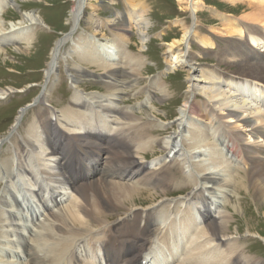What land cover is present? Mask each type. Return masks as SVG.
<instances>
[{"label":"bare ground","instance_id":"bare-ground-1","mask_svg":"<svg viewBox=\"0 0 264 264\" xmlns=\"http://www.w3.org/2000/svg\"><path fill=\"white\" fill-rule=\"evenodd\" d=\"M10 1L12 0H0V46L4 44L17 45L15 48L16 53L19 55H29L35 46L34 41L36 38L34 37L36 35L31 37V35H28V32L33 29L37 30L40 26L46 27V20H43L42 17L35 13L23 15L18 24L13 26L11 30L10 27H7L8 25L6 26L4 20H1L4 17L6 7ZM90 1L76 0L75 7L69 19L73 24V30L80 27V23L85 19V8L88 5L91 6ZM240 1L247 3L244 2L246 5H239ZM226 2L231 8L238 9L240 6H246L248 10L245 13L242 12L243 21H245V24L247 23V30L242 26V22L241 24L231 23L234 22L233 17L230 19V16L227 14L217 13L218 18L222 22V28L218 31H221L230 41H236L234 38L236 36H238L239 40L243 41L238 44L236 43L237 45L233 49L229 48L222 52L226 58L233 53V56L229 57L234 63L235 68H237L234 73H231L233 75L223 73L218 69L212 70L206 66L195 67L194 56L190 51L192 43L194 41L199 42L200 46L205 50H212L216 46L210 37L200 36L197 29L196 14L205 6L203 0H193L191 4L188 2L193 13V25L187 28L184 27L182 36L174 39L167 46L165 53L167 71L164 74L166 75L167 72L175 74L179 69L184 70L188 78V90L184 104L177 116V121L180 122L177 124L178 131L170 134L168 143L165 147H161L162 153L170 151V154L173 152L176 156L180 153L179 157H183L184 155L181 154L182 149L177 150L180 148L179 140H181L182 144H186V140L184 141V139L187 133H189L192 139L188 140V152L191 151L190 153L194 156L192 159H199L197 162L193 160L195 164L192 167L198 171L199 175H202L199 177L200 180L198 181L197 178L195 180L192 176H182L180 183L177 181L175 183L167 171L163 173L169 169V166L166 164H161L159 170L157 169V171L151 174H145L143 177L135 180L134 178L140 176L142 171L147 168L142 163V160H147L149 154L146 152L145 145L141 147V142L148 134L165 135L169 131L168 128L152 129L148 127L152 126L151 123L154 121V118H162L156 115L155 112L151 114L146 113L148 110H145L142 111L144 112V116L139 119L141 123H134L135 120L132 119L133 114L128 111L120 113L119 109H116L114 106H108L109 104L104 105L100 101H90L88 103L85 99L81 98L78 101V105L72 106L67 110V118H73L79 122L78 124L73 122L75 127L74 129L72 128L73 126L71 127L73 132H75L74 130L84 131L86 129V126L80 128L81 125H84L83 121L85 120V116L80 109H85L88 106L94 107L95 109L99 108L106 115L113 117L119 115V118L117 117L115 120V125L120 128L117 129L115 134H110V138L105 135V138L99 143L93 136H90L91 131L89 130H85L83 135H79L80 132H78L70 136L58 132L52 124V121H46L41 126L44 130L45 140L43 137L40 138L38 136L40 128H36L38 130L35 133L37 135V138L35 137L36 143L30 139H25V145L27 147L24 148L22 145L18 147L20 155L17 157L16 163L20 176H26L23 173L27 175L29 173V176H34L40 170V172H44L42 176L47 175L49 178L52 177V182L57 185L56 190H62L64 187L69 188L71 196L74 199L65 206L59 207L55 205L56 211L55 208H46L47 215L36 226L32 227H29L27 223L12 221L10 219V211L7 212L9 217H0V233H6V230L8 231L9 229L19 234L17 244L20 247L16 250L18 251L16 252V259L10 260L11 264H90L85 258H80L79 262L75 251H77L82 243H87V245L91 246L93 243H98L99 241L101 242L100 249L104 253V256L102 255L101 257L102 262L106 261V264H140L139 258L146 250L147 245L150 244L149 240L154 234L152 230L153 225L157 223L152 218L154 209L150 208V210H147L149 213L143 217V212H140L139 209V211H136V209L128 210L125 206L127 205L129 207L133 203H138L142 206L153 203L150 205L152 206L157 202V198L161 199L163 196L168 197L169 189L181 187L184 183H190L191 185L195 183L198 186H202L194 194H198L203 203L210 200L205 199L204 191H207L211 196H217L220 201H223V204H228L226 212L230 210L229 206H231L232 202L230 193L232 190H236L239 193H249L250 197L253 196L258 203L264 200V161L260 160L262 158L259 157L264 154V147H259L260 145L256 142L254 143L256 149L249 150L244 147V143L249 144L252 137L257 140L263 139L264 141V55L256 51V49L261 47L264 48V37H259L258 35L261 31H258V29L255 30V25H262L264 31V0H226ZM132 5L134 8L139 6L140 12L139 14H135L136 16L129 14L128 17L131 18L133 25L137 28L142 48H145L147 45L146 33L150 27V22L143 15L146 9L144 10L141 3ZM86 23L90 32L95 27L96 20L94 18H86ZM108 23L114 26L113 31L116 32V28L118 29L119 25L122 24L124 26L121 27L122 31L119 34L115 33V35L128 44L130 43V39L127 36L130 28L127 27L124 16L109 20ZM91 34L92 38H87L88 44L86 46L84 40H79L75 43L74 48H78L76 53L81 58L79 60L85 62L83 64L91 66L104 74L102 81L103 86H105L104 90L111 98L110 100L116 103L117 106V102L123 100L122 96L127 94V90L140 84L145 60L127 54L122 61L120 46L117 45L118 43L116 41L110 39L106 34L102 35L101 38H97L98 35L94 31ZM67 39H59L50 52L49 61L45 67V72L49 77L53 76L56 67L59 65L61 50L66 44ZM185 48L188 50L185 51ZM0 53H4L1 48ZM118 59L121 61L119 63L124 65V68L116 64ZM226 63L228 64L230 62ZM69 73L74 85H77L76 88H80L82 82L85 81L84 76L81 75L82 71L70 68ZM155 85L159 87L157 100L163 101L171 99L170 92L168 89L163 88V83L157 82ZM247 91L252 94L248 95ZM0 95L8 97L10 93L2 92ZM192 97L194 99L203 98L209 105L201 109L194 101H191ZM186 114L195 117L199 121L211 120L212 123L215 119L218 120V114H225L220 119L231 121L229 123H234V127L236 126L226 133L228 143L221 142V146L226 145L229 152L226 156L230 155L233 158H237V160L244 157L250 162L251 166L255 165V170L253 167L249 172L237 170L235 177L232 164L222 155L223 153H220L222 152V148L219 153H216L218 151L216 149L213 152L209 149V153L204 151L210 144L202 140L203 128L197 127V123L194 124L193 122L189 126H186L183 121ZM22 118L23 113L18 114L11 128V132H14L20 127ZM109 118L112 117L109 116ZM86 125H88L87 122ZM241 127L249 128L251 133L248 137L243 138L244 135L236 131ZM39 144L42 145V150H40L42 152L38 151L37 145ZM240 144L243 147H240ZM248 144L245 145L247 146ZM93 150L96 152L94 153ZM70 152H72V155H69ZM25 153L28 154L27 157ZM89 153L95 154L91 157L97 161L98 165L99 161L101 162L99 156L101 159L102 154L105 158V160L102 159L99 170L98 165H90L83 162V156ZM258 154L260 155L258 156ZM204 156H210V159L203 160ZM22 157L24 159L23 161H21ZM25 158L28 159L26 160ZM30 160H34L35 166L37 163L40 166L38 168L29 167L28 162ZM182 160L184 164L190 163L189 159L187 160L185 158ZM233 162L235 161L233 160ZM10 167L11 164H7L6 168L9 169ZM34 168L37 171L33 172L32 170ZM47 170H49V173ZM87 182L89 183L83 184ZM143 184L148 187L151 186L155 192L157 191L155 195H149L152 197L151 199L144 198L148 190L141 187ZM29 191L34 194V198L42 206L45 204L40 194H37L33 190ZM158 191L161 192L158 193ZM50 192L52 193V197H54V187H52ZM68 198L70 197L68 196ZM68 198L67 200H69ZM0 203H4V201ZM6 204H8L7 200H5V206ZM258 206L260 205L258 204ZM122 209L125 210L122 223L115 224L116 221L111 222V219L114 218L113 214L107 216V213L124 211ZM239 209L238 205L231 206V210H235L237 214H239ZM16 210L19 209L16 208ZM32 215L33 213H31V217ZM189 215H191V212ZM34 216L37 217L36 212H34ZM95 216L96 218L94 219ZM191 220L196 221L198 219L191 217ZM203 220L204 227H196L198 230L193 234L187 251L185 250L178 258H175L174 256L170 257L173 252V250H170V255L165 257V264L244 263L242 259H246V257L236 242L233 245L230 242L227 243V239L232 240L234 235H241L238 231L232 235L230 218L228 219L226 215L221 214L213 218L207 212L203 215ZM141 221L145 223L142 228L139 226ZM183 223H185L184 225H188L191 222L184 219ZM3 225L7 226L8 229L3 227ZM120 228L128 229L121 231ZM33 229L38 230L36 232ZM96 229L107 230V236L105 235L103 239H99V234L95 233ZM25 234H28L27 242L23 237ZM249 234L250 236L255 235L254 237L256 238L264 239L259 233L249 231ZM88 237L90 238L88 239ZM161 238L166 239L167 236L162 235ZM1 239L3 237H0ZM85 240H88V242ZM113 242L119 245L117 248L120 247L121 253L119 255L117 254L116 246L113 247ZM0 244L4 245L5 242L1 240ZM7 244L16 245L13 241H7ZM23 244H25V249L23 248ZM19 252H23L25 255L22 259H19ZM7 257L6 259L9 260L10 256Z\"/></svg>","mask_w":264,"mask_h":264},{"label":"rangeland","instance_id":"rangeland-1","mask_svg":"<svg viewBox=\"0 0 264 264\" xmlns=\"http://www.w3.org/2000/svg\"><path fill=\"white\" fill-rule=\"evenodd\" d=\"M192 1L193 0H91V6L88 5V7L85 8V19L80 23V27L76 28L75 30H73V24L69 21V19L75 7L76 0H12L8 2V5L6 7L7 9L5 10V14L3 17L4 19L1 18V20H4L6 26L8 25L7 27H10L11 30L13 26L18 24L21 16L34 13L42 17L43 20H46V23L49 26H40L39 28H37V30L33 29L32 31L28 32V35H31V37L36 35L34 37L36 38L34 41L35 46L33 50H31V53L29 55H19L18 53H16L15 48L17 47V45L4 44L0 46V48L4 52L0 53V93H10L8 97L0 95V176L4 175L1 173L4 170L5 174H7L6 180L9 184V187H12V185H14L15 183H23L25 186L31 187L32 179L30 180L29 178L30 174L28 173L27 175L26 173H23L26 176H20V173L17 171L18 167L16 160L20 155L18 147L20 145H22L24 148L27 147L25 145V139H30L32 142L36 143V128H40L38 136H40V138L43 137V139L45 140L44 130L41 127L43 122L45 123L46 121H52L54 127L58 130V132L62 134H68L71 136L73 135V133L80 132L79 135H83L82 132H84L86 129L84 131L74 130L75 132H73L72 128H75L73 122H76V124H78L79 122L73 118H67V110H69V108L72 106L74 107L75 105H78V101L81 98L85 99L88 103L90 101H100V103H103L104 105L109 104L108 106H114L116 109H119L120 113L123 111H128L129 113L133 114L132 119L135 120L134 123H141L139 119L140 117L142 118L144 116V112L142 111L148 110V112L146 113L151 114L155 112L156 115H159L162 119L154 118V121H152L151 123L152 126L148 127H151L152 129L168 128L169 131L165 135L148 134L149 136L147 135V137L141 142V147H144L145 145L147 149L146 152L149 154L147 160H142L143 162H141L146 166L152 167V170L146 172V175L148 173L151 174L154 171H157V169H160L159 167H155L156 169L153 168L155 164H163L165 161H168L165 164L169 166V169L165 170L163 173L167 171L169 173V176L173 178L175 183H180L182 176H192L193 179L196 180L197 178L198 181L200 180L199 177H201L202 175H199L198 171H196L192 167V165L195 164L193 160L197 162L199 161V159H192L194 156L190 153L191 151L188 152V140L192 139L189 133H187V135L185 136L186 138L184 139V141L186 140V144H182L181 140H179L180 148H178L177 150L182 149L181 154L184 155L183 157H179L180 153H178L176 156L177 158L174 159L173 152L172 154H169L170 151L162 153L161 148L165 147V145L168 143V137L170 136V134L178 131L177 124H179L180 122L177 121V116L184 104V100L187 96L188 90V78L184 70L179 69L175 74H171L170 72H167L166 75L164 74L167 71L165 53L167 50V46L174 39H178L182 36L183 28L191 27L193 25V13L189 6ZM203 1L205 6L201 9L200 12L196 14L197 29L200 33V36L210 37L214 41L216 46L212 50H205L200 46L199 42L194 41L191 45L190 51L194 56L193 59L195 62L194 64L196 65L195 67L199 68L201 66H206L211 68L212 70L218 69L223 73H234L237 68H235V65L232 62L231 58H229L233 56V53L226 58L225 55L223 56L222 52L229 48L233 49L234 46L243 41L239 40L238 36L234 37L236 41H230L228 38H226V36H224L223 33H221V31H218L222 28V22L218 18L217 13H224L225 15L227 14L230 16V19L233 17L234 22L231 23L241 24L242 22V26L247 30V23L245 24V21H243L242 18L243 13L248 11L247 7L240 6L238 10L231 8L230 5H227L226 0ZM244 2L240 1L239 5H246L244 4ZM138 3H141L143 5L144 10L146 9L143 15L150 22V27L146 33L147 45L145 46V48H142L137 28L135 27V25H133V21H131V18L128 17L129 14H132L134 16H136L135 14H139L140 7L137 6V8H134L132 5ZM119 16L125 17L127 27L130 28L127 32L128 39H130L129 44L115 35V33L119 34L120 31H122L121 27L123 25L120 24L118 29L116 28V32L113 31L114 26L108 23L109 20L117 19ZM86 18H94L96 20V25L90 32L88 30ZM255 27V30L258 29V31L260 30L261 32H263L262 25H255ZM92 31H94L98 35L97 38H101L102 35L106 34L110 39L116 41V43H118L117 45L120 46L122 61L124 60V57L127 56V54H131L135 58L145 60L143 65V75L141 76L142 79L140 84L135 85L133 88H130V90H127V94H124L122 96L123 100L121 102H117V106L116 103L110 100L111 98L104 90L105 86H103L102 83L104 74L91 66L83 64L85 62L80 61L79 59L81 58L78 57L76 53L78 48H74L75 43L79 40H84L86 46L88 44L87 38H92ZM260 35L261 34H259L258 36L260 37ZM64 37L68 39L66 41V44L62 47L59 65L56 67L53 76L49 77L45 72V67L49 61L50 52L55 43L59 39H65ZM261 48L256 49V51L260 52V54H263ZM186 50L188 49L185 48V51ZM225 61L230 63L227 64ZM119 62L121 61L118 59L116 64H119L120 67L124 68V65ZM70 68L82 71L81 75L85 78V81L82 82V84L80 85L81 87L78 89L76 88L77 85H74V82L70 77ZM157 82L163 83V88L169 90L171 99L163 101L157 100V97L159 96V87L155 85V83ZM191 101H194V103L201 109L204 108V106L209 105L208 102H206V100L203 98L194 99L192 97ZM88 107H86L85 109H80L85 116V120L96 115H104L107 118H109L110 116L112 118L109 119L114 125H109V127L113 129V132H109L113 135L116 133L117 129L120 128L115 125V120L119 115H116V117L114 116V118L111 115H106L104 112H101V109L99 108L95 109L94 107ZM151 107L152 109H150ZM98 110L99 112L97 113ZM20 113H23L22 123L17 130L11 132V128L15 123L16 117ZM224 116L225 114H218V120L215 119L212 123L211 120L206 119L199 121L198 119H195V117L186 114V117L183 121L186 126H189V124L193 122L194 124L197 123V127L203 128L204 132L201 136L202 140H205L208 144H210V146L208 145V147L204 151H207V153H209L210 151L213 152V150L216 149L218 150L216 153H219L222 146L217 142L219 137L215 136L221 133L222 139H224L227 131H230L236 127H234V123H229L231 121L220 119ZM153 122H155L154 125ZM83 126H86L85 122L84 125L80 126V128H83ZM90 126L91 122H89V128H91ZM236 131H239L242 135H244L243 138L248 137L251 133L249 131V128L244 127H241ZM40 140L42 141V139ZM256 140L257 139L252 137L249 141V144L246 142L244 143V147L246 149L248 148L249 150H252L254 148L256 149V147H254L255 142L260 145H258L259 147H264L263 139L257 141ZM158 143L162 146H159ZM245 144L248 145L246 146ZM218 146H220V148ZM37 147L38 151L42 152L40 151L42 150V145L39 144L37 145ZM240 147H243V145L240 144ZM223 149H226V145H224ZM223 149L222 152H220L221 154L223 153ZM26 150L28 151V149ZM207 153L206 155H208ZM222 155L224 156V154ZM259 155L260 154H258V156ZM25 156L27 157L28 154L25 153ZM228 156L224 157L230 164L233 162V160L237 161L236 163L233 162L232 164V167L234 168H232L234 170V174L237 172V170L249 172L252 170V167H255V165L251 166L250 162H248L244 157L239 158L238 161L237 158L231 157L229 159ZM259 157L262 158L260 160L264 161V154ZM185 158L187 160H190L189 164H184L182 159ZM102 159L105 160L104 157ZM209 159L210 156L203 157V160ZM23 160L24 159L22 157L21 161ZM30 161L31 164H33L32 167L38 168V166H40L38 163L35 166V163L33 162L34 160ZM7 164H11V167L9 169L6 168ZM32 171L34 172L37 170H35L34 168ZM47 171L49 173V170ZM38 172L34 174L33 177H38V175L42 176V173H44L40 172V170ZM236 175L237 174H235V177ZM42 177H45L50 182H52V177L49 178L47 177V175ZM53 184L56 186L55 188H57L56 183ZM8 186L7 189H3V186L0 185V195L2 191L8 193L6 199L5 197L0 196V202L4 201V203H0V217L2 216L3 218L6 216L8 211L12 213L19 211L16 210V206L14 204L9 203L12 202V197L10 196L11 192H9ZM141 187H143L145 190H148L144 198L151 199L152 197H150L149 195H155L157 192H155V190L152 189L151 186L148 187L143 184V186ZM201 188V185L198 186L195 183H193L192 185L190 183H184L183 185H181V187L169 189V196H163L161 199L157 198V202L152 206L150 205L153 203L144 204L143 206L138 203H133L129 207L127 205L124 206L128 210L136 209L137 211L139 209L140 212H143V217L147 214L144 212H147V210H150V208L155 210L161 209V207L165 206L164 212L162 211V214H167L168 216L172 214L174 216L182 217V209L179 208L180 203L187 202V200L191 199L194 196V193L197 190L199 191ZM68 190L69 188L67 187H64L62 190H60L62 193H66V195L70 197L68 198L69 200L66 199L67 203L74 199L73 196H71V191ZM160 192L161 191H158V193ZM232 192L230 193L232 198L231 206L238 205L240 208L238 211L239 214H237L235 210H231V206H229V212H226V207L228 206V204H223V201L219 200L220 203H217L220 206L222 204L220 210L221 212L218 214V216L220 214L226 215L228 219L230 218L231 220L232 235H234L237 231L241 234L240 236L234 235L233 239L231 236L232 240L227 239V243L230 242L233 245L236 242L238 247H240L241 251L246 257V259H242V261L244 260V263L242 264H264V239L256 238L254 237L255 235L250 236L249 234V231H251L253 233H259L264 237V200L258 203L253 196L250 197L249 193H239L236 190H232ZM205 193L208 194L207 191H204V195ZM208 196L211 195L208 194ZM32 198L37 201L34 196ZM210 198L218 199L217 196H211ZM199 199H201V197ZM5 200H7L9 206L8 204H6L5 206ZM66 202L65 205L67 204ZM188 204L189 206L191 205L190 202H188ZM258 204L260 206H258ZM2 207H6L8 209L4 210L5 216L1 212ZM124 213L125 210L114 213L108 212L107 216L113 214L114 218L111 219V222H117L118 220L122 221L124 219ZM95 218L96 216L94 217V219ZM3 227L8 229V227L5 225H3ZM38 229L33 230L37 232ZM98 230L99 229H96L95 232ZM11 233L13 232L8 229V231L6 230V233H0V237H3V239L1 240L5 242V246L9 250L14 249L16 251L20 247L17 244L18 241L16 240L18 238L15 239L16 236H11ZM89 238L90 237H88V239ZM7 241L16 242V245L7 244ZM98 243H100L101 245L100 241ZM98 243H93L91 246L93 247ZM24 245L25 244H23V246ZM3 246L4 245L0 244L1 253ZM0 260V264H11L10 260L6 259L2 255Z\"/></svg>","mask_w":264,"mask_h":264}]
</instances>
